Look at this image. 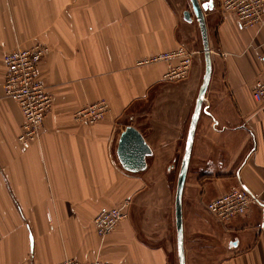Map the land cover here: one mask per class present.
<instances>
[{
	"label": "crops",
	"instance_id": "crops-1",
	"mask_svg": "<svg viewBox=\"0 0 264 264\" xmlns=\"http://www.w3.org/2000/svg\"><path fill=\"white\" fill-rule=\"evenodd\" d=\"M223 1L204 12L212 71L182 192L185 264H264V104L253 97L264 78V16L241 26ZM36 43L49 47L39 78L53 105L25 149L3 56ZM179 46L194 52L181 82L163 79L167 62L137 65ZM205 68L190 0H0V264H179L175 195ZM102 99V120L74 119ZM129 124L151 149L143 169L119 158ZM234 188L257 201L215 219L206 204ZM124 199L128 218L101 239L94 217Z\"/></svg>",
	"mask_w": 264,
	"mask_h": 264
},
{
	"label": "built area",
	"instance_id": "built-area-1",
	"mask_svg": "<svg viewBox=\"0 0 264 264\" xmlns=\"http://www.w3.org/2000/svg\"><path fill=\"white\" fill-rule=\"evenodd\" d=\"M223 10L233 14L241 26L261 22L264 16V0H224ZM49 53V47L36 43L29 48L17 49L4 54L6 65L4 90L8 98L15 101L23 114L22 130L18 140L28 149L40 137L44 121L53 105L52 94L39 78L40 64ZM194 52L185 46L141 58L137 65H151L167 62L169 67L163 75L166 81H181L189 76ZM255 101L264 104V78L255 82L253 87ZM109 105L102 99L74 112L76 121L95 124L102 120ZM257 197L247 190L234 188L209 201L206 208L210 214L222 222L244 214ZM130 199H124L115 206H102L93 219L97 234L101 239L111 235L118 224L129 216ZM55 264H119L109 261H79L66 258Z\"/></svg>",
	"mask_w": 264,
	"mask_h": 264
},
{
	"label": "water",
	"instance_id": "water-1",
	"mask_svg": "<svg viewBox=\"0 0 264 264\" xmlns=\"http://www.w3.org/2000/svg\"><path fill=\"white\" fill-rule=\"evenodd\" d=\"M192 10L196 16L202 35L203 49L205 55V74L203 82L200 86L199 94L196 100L195 109L191 118L189 133L186 141L184 156L180 168V173L177 182L176 195H175V213H176V227H177V241L179 264H185V248H184V235H183V215H182V192L183 185L186 177V172L189 165L193 139L197 122L203 108L204 97L207 91L211 71H212V56L210 52L209 37L205 24L206 11L214 9V0H190ZM185 17L191 21V12L185 11ZM119 158L126 169L137 170L145 167V157L151 154V149L146 144L142 134L132 125H127L121 135L118 149Z\"/></svg>",
	"mask_w": 264,
	"mask_h": 264
},
{
	"label": "rangeland",
	"instance_id": "rangeland-1",
	"mask_svg": "<svg viewBox=\"0 0 264 264\" xmlns=\"http://www.w3.org/2000/svg\"><path fill=\"white\" fill-rule=\"evenodd\" d=\"M193 58H194V56H193ZM192 66H193V61H192L191 68H192ZM191 68H190L189 74H190V72H191ZM188 77H189V76H188ZM181 81H183V80H181ZM181 81H180V82H181ZM175 82H177V81H175ZM215 219H217V218L215 217ZM217 220H219V219H217Z\"/></svg>",
	"mask_w": 264,
	"mask_h": 264
}]
</instances>
